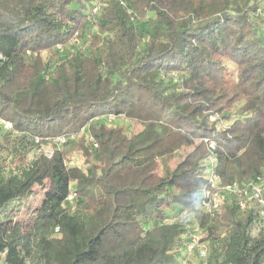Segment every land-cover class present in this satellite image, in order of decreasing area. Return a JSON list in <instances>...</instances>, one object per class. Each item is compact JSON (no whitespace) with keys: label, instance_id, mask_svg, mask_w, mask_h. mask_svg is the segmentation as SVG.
Wrapping results in <instances>:
<instances>
[{"label":"trees","instance_id":"16d2710c","mask_svg":"<svg viewBox=\"0 0 264 264\" xmlns=\"http://www.w3.org/2000/svg\"><path fill=\"white\" fill-rule=\"evenodd\" d=\"M258 1L103 0L92 21L93 0H0V118L31 144L84 127L97 143L82 137L73 147L83 170L63 168L65 150L28 161V148L6 137L18 163L0 166V264H172L186 232L165 221L175 207L193 213L201 239L217 242L206 264H264V236L248 234L256 210L234 199L214 216L196 208L207 183L203 138L215 141L222 183L264 173V38L250 19ZM143 21L150 31L137 53ZM89 23L97 31L88 53L60 54ZM174 73V82L161 78ZM211 113L229 124L217 128ZM106 114L122 115L130 130L93 121ZM184 138L194 141L176 154ZM64 175L74 210L52 198L27 219L5 215L43 177L57 194Z\"/></svg>","mask_w":264,"mask_h":264},{"label":"rangeland","instance_id":"374dc122","mask_svg":"<svg viewBox=\"0 0 264 264\" xmlns=\"http://www.w3.org/2000/svg\"><path fill=\"white\" fill-rule=\"evenodd\" d=\"M258 9L255 12H250V19L257 31V33L264 38V0H259L257 2ZM152 12L148 13V16H152ZM99 14L96 15L97 17ZM135 25L138 29L146 31L145 34L140 38L137 53L141 52L142 49L146 46L148 36L147 33L150 31V27L145 24V22H135ZM97 31L96 23H89L88 27L83 29L76 37L71 39L66 45L59 47L60 54L63 56L68 53H88L89 44H90V35L93 32ZM106 36H110L111 33H104ZM103 45V42L101 43ZM98 53V48L95 49ZM43 57L47 64H50L49 60L50 54L47 52H43ZM224 63L227 67L232 78H235L236 65L230 60H224ZM177 73H174L171 76L161 75V78L165 83L174 82L177 79ZM97 119H93V121L103 122L105 121V116L100 115L97 116ZM225 122V121H224ZM110 125H122L126 127L127 131L131 128V123L125 119L122 115L116 116ZM6 137L9 139H13L15 141H21L22 144L17 145L16 147L20 152L27 150L26 152V160L31 161L39 154L50 155L57 150H55L54 140L46 139V137H39V141H34L33 144L29 142L28 138H22L19 133L15 130L13 131L11 128H8L6 125L0 123V166L5 165V171H7L8 167H15L18 163L17 158L12 151V147L14 146L12 143L7 141ZM49 137V136H48ZM84 136L80 133L78 135H74V138L68 140L64 148L63 152H67V156L62 158L63 168L67 166H75V165H83L84 163V155L81 149L73 148L77 142ZM192 141L189 138H184L181 150H178L176 154L189 149L192 145ZM84 145L86 143L83 141ZM33 145V146H32ZM62 152V151H61ZM47 157V156H46ZM50 158V157H48ZM64 160L67 161V166L64 164ZM175 160L171 161V165H174ZM54 183L48 178L43 177L41 180L33 185L30 193L22 198L21 200L14 201L7 210L5 211V215L8 217H12L14 220L17 219H27L33 215L34 210L44 203L49 201V199L57 198L60 200L61 205L70 206L72 210L75 209L80 203H78L77 198L73 200H68V196L71 194L74 183L68 181L66 176L61 177L60 182V191L55 194L56 190H53ZM221 212V209L218 213ZM167 218L165 221L173 222L177 221L182 224L185 228V233L181 236V242L178 246L174 247L172 250V264H206L207 261L210 260L213 249L217 246L216 241H211L203 238L202 229L197 227V224L194 220L193 213L189 210H183L179 207H175L172 211L166 210ZM160 223L159 221H152L146 223V226H153L155 224ZM45 232H48L45 231ZM195 235L199 240L196 243V246L189 250L187 248L188 240L191 238V235ZM248 234L252 238H257L264 236V226L259 222H254L253 225L250 226L248 230ZM3 254H0V263L3 261Z\"/></svg>","mask_w":264,"mask_h":264},{"label":"built area","instance_id":"2783aa9c","mask_svg":"<svg viewBox=\"0 0 264 264\" xmlns=\"http://www.w3.org/2000/svg\"><path fill=\"white\" fill-rule=\"evenodd\" d=\"M102 6L103 0H93L92 5L89 9V15L92 21H95L96 15L99 13ZM57 47L59 48L60 46ZM104 116V123L107 125H110L116 117L113 114H106ZM97 118L98 117H95V119ZM208 119L210 122H215V126L217 128H220L221 126H227L229 124V122L222 119L218 113H211ZM0 123L6 125L8 128H11V123L1 118ZM81 134L84 136V140L87 145H91L93 148L97 147V143L94 140L93 136L87 130V127L82 128ZM72 138H74V135L68 137L66 135H59L55 137H47L46 139H53L55 150L62 151L68 140ZM39 140L40 138L36 137L34 141ZM203 141L209 150V155L204 159L202 163V172L207 183L199 190V200L196 208L210 216H214L220 211L223 203L234 199L240 210H256L259 218V223L264 226V173L256 176L255 178H250L244 181L235 180L231 183H222L221 177L216 172L217 164L215 156L213 154L216 146L215 141L207 137L203 138ZM52 155L53 153L49 156H46L51 157ZM64 164L66 165L67 161L64 160ZM67 167H78L84 170L85 164L83 163V165ZM75 199L76 194L72 190L71 194L68 196V200L74 201ZM198 240L199 238L192 234L191 238H189L188 240L187 248L189 250L193 249L196 246Z\"/></svg>","mask_w":264,"mask_h":264}]
</instances>
